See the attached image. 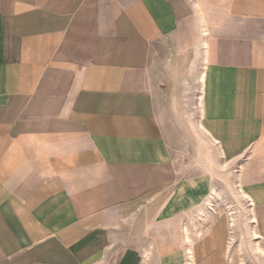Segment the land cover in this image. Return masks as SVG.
<instances>
[{
	"label": "crops",
	"instance_id": "obj_1",
	"mask_svg": "<svg viewBox=\"0 0 264 264\" xmlns=\"http://www.w3.org/2000/svg\"><path fill=\"white\" fill-rule=\"evenodd\" d=\"M204 37L203 123L246 157L264 248V0H0V264H142L147 242L184 264L178 219L214 180L201 151L204 173L179 162L167 95ZM147 212L145 242L121 244ZM217 225L196 264H239Z\"/></svg>",
	"mask_w": 264,
	"mask_h": 264
},
{
	"label": "bare ground",
	"instance_id": "obj_2",
	"mask_svg": "<svg viewBox=\"0 0 264 264\" xmlns=\"http://www.w3.org/2000/svg\"><path fill=\"white\" fill-rule=\"evenodd\" d=\"M205 37L201 41V63L193 73L195 89L193 96L188 100L190 106H188L186 113L192 117L189 120L191 128L197 136L200 151L206 158L207 170L213 175L214 182L210 194L204 198L200 197L198 203H195L179 217L180 251L175 258L181 259L184 264H196L195 246L197 240L201 242L207 234H211L212 224L218 221V228L222 230L228 240V253L232 263L237 261L239 264H250L245 260V255L247 252H251L255 256L261 257L262 264H264V248L256 227V217L249 195L240 182V174L246 157L240 155L234 160L227 158L221 142L203 123L202 90L206 85L207 77V40ZM223 176L225 177V185L222 180ZM228 191L231 195L228 194ZM240 201L245 202L244 214L239 206ZM243 216H245L244 221ZM133 220L134 218L131 217L126 221L133 223ZM139 221L143 231L146 232L151 223L149 213L143 214ZM142 264H157L151 242H147V246H144Z\"/></svg>",
	"mask_w": 264,
	"mask_h": 264
},
{
	"label": "rangeland",
	"instance_id": "obj_3",
	"mask_svg": "<svg viewBox=\"0 0 264 264\" xmlns=\"http://www.w3.org/2000/svg\"><path fill=\"white\" fill-rule=\"evenodd\" d=\"M160 59H163L162 57H157L158 62H160ZM164 60V59H163ZM185 64H187V62H185ZM199 67L195 68L194 65L192 66H188L186 67L185 70H187V72L185 74H183V76L181 77V81L180 82H176V84L174 85L173 89L171 90V94L170 96L167 95L168 102H174L175 104L173 105V107H175V105L180 109L179 111H177V114L180 115V117L183 118L182 122H179L177 124L178 126V130H179V137L177 138V148H175V150L177 151V157L179 162L181 163H187L189 168H192V170H190V175H200L201 173H204V169L202 167H200V165H198L197 162H202V157L200 155V145L199 142L197 140V136L194 133L193 129L191 128L190 125V119H192L191 116H189L186 112H187V108H188V100L191 98L192 93H194V89L193 88L195 85L193 83V73L198 69ZM183 83H188L190 85H188V89L185 90V87L183 85ZM188 98V99H187ZM186 136V137H185ZM205 164V163H203ZM186 166V165H185ZM188 168V169H189ZM204 168H206L204 166ZM208 168V166H207ZM223 180V184L225 185V177H222ZM228 194L231 195V193L228 191ZM239 206L241 208V212L244 214V208H245V202L240 201L239 202ZM137 217V216H136ZM245 220V216H243V221ZM135 221V219H134ZM136 223V224H135ZM140 221L138 219H136V221L134 223L128 224L125 223V225L123 227H120L117 229L116 233L118 235L117 240L122 242H125L126 244L129 243H134L137 244L139 242H145V240L143 239L142 236V226H140ZM117 250H114L111 254V256L108 258V260H106V263L104 264H114L115 259L117 257ZM258 264L261 262L262 264V259L261 257L256 256L252 257V264H255V262L253 260H256ZM261 260V261H260ZM248 262H250V260H247Z\"/></svg>",
	"mask_w": 264,
	"mask_h": 264
}]
</instances>
